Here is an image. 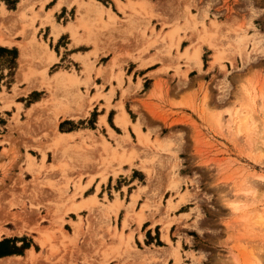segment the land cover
Returning a JSON list of instances; mask_svg holds the SVG:
<instances>
[{
	"label": "rangeland",
	"instance_id": "1",
	"mask_svg": "<svg viewBox=\"0 0 264 264\" xmlns=\"http://www.w3.org/2000/svg\"><path fill=\"white\" fill-rule=\"evenodd\" d=\"M47 1L0 0L30 31L14 35L31 51L20 78L18 52L0 50V129L19 135L0 151V228L37 251L19 264H264V0ZM53 24L88 45L50 41ZM38 47L58 60L43 67ZM129 59L152 65L133 79ZM57 71L76 83L52 87ZM67 87L89 106L58 118L77 109ZM112 106L136 123L116 124Z\"/></svg>",
	"mask_w": 264,
	"mask_h": 264
},
{
	"label": "crops",
	"instance_id": "2",
	"mask_svg": "<svg viewBox=\"0 0 264 264\" xmlns=\"http://www.w3.org/2000/svg\"><path fill=\"white\" fill-rule=\"evenodd\" d=\"M52 0H49V1H47V3H46V5L49 3V2H51ZM54 1V0H53ZM58 1L59 0H55L54 1V4L53 5H51L50 7H46V5H45V9H44V12H46L47 10H50V9H53L56 5H57V3H58ZM68 1H70V0H68ZM92 6V5H91ZM63 7H67V8H70V7H72V6H68L67 4H64V3H62L61 4V6L58 8V9H56V10H54V12H53V15H54V13H58L59 11H61L62 9H63ZM103 7H104V9H108V7H106L105 5H103ZM1 9H3V8H0V10ZM3 11H4V9H3ZM5 12V11H4ZM95 12V11H94ZM103 12V11H102ZM111 12H113L112 10H111ZM97 13V12H96ZM101 13V12H100ZM100 13H98V14H100ZM104 19H105V16H104ZM57 22V21H56ZM4 23H6V24H11L12 25V27L14 28V31L12 32V34H10V33H8V32H5V31H3L2 29H0V36H3V38L6 40V43L5 44H0V47H4V48H8V49H11V48H16V50H17V52H18V56H17V63H18V58H19V56H20V45L22 44L21 42H25V43H27L29 40L27 39V38H25V39H22V40H18V39H15L14 38V35L15 34H18V30L19 29H16V26H15V24L16 23H14L13 22V20L10 18V17H5V19L3 20V22H2V24L1 25H3ZM58 23V22H57ZM69 23H72V22H67L66 24H63V25H61L62 27H67V25L69 24ZM38 24H39V21H37L36 22V26H38ZM59 24V23H58ZM73 24V23H72ZM60 25V24H59ZM0 28H1V26H0ZM17 32V33H16ZM66 33H69V37L68 38H70V42L68 43L69 44V46H71V47H80V46H82L84 43H82V44H76V43H74L73 41H72V37L70 36V31L69 30H64V31H61L60 32V30L58 31V33H57V35H54L53 34V32L51 33V29H50V27H49V35L51 36V38H50V41H58L63 35H65ZM53 34V35H52ZM21 36H22V34H20ZM23 37V36H22ZM27 37H29V35L27 36ZM45 42V41H44ZM24 45V44H23ZM84 45H88V44H84ZM24 46H26V45H24ZM67 48H65V50H66ZM49 50L51 51V48L49 47ZM53 52H54V50H53ZM78 52L79 51H73V52H71L70 53V55L72 54L73 56H74V58L76 57V56H78ZM88 52H90V51H88ZM26 53H27V58H28V55L31 53V51L28 49V48H26ZM87 53V52H86ZM54 54H55V52H54ZM136 53H134V56H136L135 55ZM82 56V55H81ZM102 56H105V58H108L107 60H109L108 61V63L113 59V57H112V53L111 52H108L107 54H104V55H100L99 57L101 58ZM55 58H56V60L54 59L51 63H49V66H51L53 63H55L57 60H58V54L56 55L55 54ZM117 59V58H116ZM76 60V59H75ZM140 60L141 59H139V60H132V59H129L128 61H127V64H128V66H130L131 65V69H130V71H128L127 70V72H129V73H127V75H126V77H129L130 75L132 76V78L134 79V77L135 76H139V74L141 73V76H143V75H145L146 74V69L147 68H150V66L152 65V64H149V65H147L146 66V63L144 62L143 63V61L141 62V64H140ZM144 60H146V57L144 58ZM26 62H27V60H26ZM108 63L106 64V65H103L102 64V66L100 67V66H95V68H101V69H103L104 67H106V69L105 70H103V72H102V76H100V77H102V78H108L109 79V75H110V68H107V65H108ZM115 68V67H114ZM156 68H158V65H156L155 67H153L152 69H150L149 70V72H152V71H154ZM16 76L18 77V78H20V76H18L17 75V72H16ZM108 79H106L107 81H108ZM16 80H17V78H16ZM18 82H21V79H19V80H17ZM99 81H100V79H99ZM125 82L127 81L126 79L124 80ZM96 84H98V83H96ZM99 85V84H98ZM24 87H26V83H25V86ZM23 87V88H24ZM37 88H39V87H36V88H31V89H37ZM31 89H29L30 91L29 92H32L33 90H31ZM28 92V93H29ZM117 93V92H116ZM146 95V94H145ZM146 97V96H145ZM100 100V99H99ZM39 101H36L35 103H30V104H33V105H35L36 103H38ZM15 103H18L17 101L15 102ZM101 104H103L102 103V101H99L97 104H95V106H94V104H93V106L95 107V108H98V105H101ZM105 107V106H104ZM113 107V106H112ZM1 108H3V109H9L10 107H8V108H5V107H3V105L1 106V104H0V109ZM110 109V108H109ZM109 109H101L102 110V113L101 114H99L98 115V118L99 117H101V116H103L102 118H103V120L105 121V123L107 124V126H105V124H103L102 123V125H100L101 127L103 126V128L104 127H106V129H107V133H108V129H110L111 131H113V132H115L111 127H110V125H109V123H108V116H109ZM113 109L115 110V108L113 107ZM117 112H116V110H115V113L113 114V117H114V115L116 114ZM119 113V112H118ZM126 113V112H125ZM90 114V113H89ZM117 115V114H116ZM59 117H62V115H59L58 116V118ZM113 117H112V120H113ZM98 118H97V123H98ZM115 118V117H114ZM144 118H145V121H146V114H144ZM129 120V122H130V125H128L127 126V128H129V127H131V125L132 124H135L136 123V121H131V119H130V117H129V115L127 116V121ZM118 127V126H117ZM146 127V126H145ZM105 129V128H104ZM79 130H87V128H84V129H78V130H73V131H64V132H57V133H59L60 135H64V137L66 138L67 137V134L68 135H70V134H73L74 132H78ZM59 131V130H58ZM142 132L144 131V127L142 128V130H141ZM144 133V132H143ZM104 137H105V139L108 141V142H110L109 141V133H108V137H106L105 135H103ZM4 137H12V138H14V139H12V141H17V138H19V135H18V133L17 132H11V134H9V130L7 129V128H1L0 129V142L1 141H4ZM5 143L1 146L0 145V151H1V149L3 148V147H7V141H4ZM111 144H112V142H110ZM19 145H20V152L21 153H23V147H22V143L20 142L19 143ZM28 153V152H27ZM30 154V153H29ZM25 155V154H24ZM32 156V155H31ZM1 169H0V173H1ZM110 178V177H109ZM129 195H130V193H128V197H129ZM121 198V197H120ZM140 199H143V197H141ZM138 203H140V201H138ZM120 212H122L121 210H120ZM68 213H74V212H72V211H69ZM64 219H65V217H64ZM66 220V219H65ZM66 221H68V220H66ZM73 221H76V220H73ZM12 223H13V221H11ZM2 227L0 228V229H5V230H7V229H9V230H11L10 232H13L11 235H6V234H2L1 235V237H0V240L1 239H3V238H10V237H14V236H19V235H22L23 233H26L27 234V232H22V233H15V231H13L14 230V228L13 229H10V228H8V227H5V226H3V225H1ZM9 230H7V231H9ZM33 232H35V231H33ZM40 235V234H39ZM37 235H35V236H33V237H36ZM36 242L37 243H39L40 245H41V243H43L44 244V237L42 236V235H40V236H38V237H36ZM42 246V245H41ZM33 248L32 247H30V248H26V249H24L25 250V252L24 253H21V254H17V253H14V254H10V255H4V256H0V261H2V262H0V264H19V263H22V261L23 262H26V260H25V258H26V254H27V251H30V250H32ZM33 251V253H34V259L32 260V262L36 259V254H37V251L36 250H32ZM23 252V251H22ZM8 257H14V258H12L11 260H7V258ZM22 257V258H21ZM26 263H28V262H26Z\"/></svg>",
	"mask_w": 264,
	"mask_h": 264
},
{
	"label": "bare ground",
	"instance_id": "3",
	"mask_svg": "<svg viewBox=\"0 0 264 264\" xmlns=\"http://www.w3.org/2000/svg\"><path fill=\"white\" fill-rule=\"evenodd\" d=\"M92 5V6H91ZM91 10H93V11H95V12H97V13H100V12H102L103 11V9H102V6L99 4V3H97V2H94V3H91ZM21 4L19 5V8H17V10L16 11H14L13 13H12V15H10V16H8V17H12V19H14V20H17V22H18V24H22V27H21V29H19L18 31H21V32H23V35L25 36V34H27L28 32H30L29 30H28V26L26 25L25 26V24H23L24 22H23V20L19 17L20 16V11H21ZM86 7V6H85ZM80 10V9H79ZM83 11V10H82ZM110 12V11H109ZM5 17H7V16H5L4 15V11H3V9H1L0 10V26H1V24H2V22H3V20L5 19ZM31 26V25H30ZM58 31H59V28L55 25V24H53V34L54 35H57V33H58ZM6 43V40L3 38V36H0V44H5ZM39 48V47H38ZM40 49V53H42V56H41V58H42V61H41V63L43 64V67H46V66H48L49 65V63H51L54 59H55V57H54V54H53V52L52 51H50V50H47V49H43L42 47H40L39 48ZM26 60H27V53H26V47L23 45V44H21L20 45V56H19V58H18V67H17V75L18 76H20V75H23L22 73L24 72V68H25V66H26V64H27V62H26ZM213 60L214 61H216L217 60V55H214L213 56ZM86 73H88V71L86 72ZM44 78V77H43ZM34 80V79H33ZM46 81V78H44V79H42V81H37V80H34V81H30L29 82V84L33 87V88H36V87H38L39 86V83H42V82H45ZM51 83V86L52 87H54V86H59V85H69V86H72V85H74V83H76V80H75V77L73 78V77H70V76H68L65 72H61V71H57V72H55V74H54V82H53V84H52V82H50ZM57 86V87H58ZM76 86V85H75ZM63 87V86H62ZM61 88V87H60ZM70 88V87H69ZM68 87H67V90L69 89ZM51 89V88H50ZM64 90V89H63ZM71 90V91H70ZM77 89L75 88V91H76ZM65 91V90H64ZM74 90H72V88L71 89H69L68 90V92H69V94H68V96L71 94L72 95V98H71V96H70V99H72L71 101H73V99H74V101L73 102H75L76 103V108L77 109H68V108H62V109H60V111L59 112H57V114L56 115H62L63 117H70V118H72V117H76V115H82V114H84L85 112H86V110H87V108H88V106H89V102H88V99H86L83 95L81 96L79 93H78V91H76L75 92ZM67 96V97H68ZM68 99H69V97H68ZM235 118H234V121L236 122V124H237V127H238V130H239V132H246L247 131V126H248V124H247V119H246V117H247V115L245 116V115H243L242 113H239V115L237 114V113H235V116H234ZM115 123L116 124H118L119 126H121V127H125V124H126V122H127V114L125 113V111L123 110V108H120V111H119V113L115 116ZM249 130V129H248ZM59 134V133H58ZM75 133H73V134H70V135H68L67 134V137L68 136H72V135H74ZM89 134V133H88ZM60 135V134H59ZM74 136H77V134L76 135H74ZM73 136V137H74ZM92 137H93V135H92ZM233 209H236V207L235 206H233ZM40 228V227H39ZM41 229V228H40ZM39 229V233L40 234H42L44 231L41 229L40 230ZM13 232H10V231H7V230H5V229H0V237H1V235L2 234H6V235H11ZM12 258H14V257H8L7 258V260H11ZM35 257H34V253H33V251L32 250H30V251H27V254H26V258H25V260H26V262H28V263H31L32 262V260L34 259ZM0 262H2V261H0Z\"/></svg>",
	"mask_w": 264,
	"mask_h": 264
},
{
	"label": "trees",
	"instance_id": "4",
	"mask_svg": "<svg viewBox=\"0 0 264 264\" xmlns=\"http://www.w3.org/2000/svg\"><path fill=\"white\" fill-rule=\"evenodd\" d=\"M0 50L5 51V52H12L14 53V58L17 56V50L16 48H4V47H0ZM15 238V237H14ZM16 241H18L17 239H14V241H10L9 238H3L2 240H0V247L4 246L2 250H0V256H4V255H10V254H21L22 250L29 248V244L27 242L22 241V244L18 247L16 246ZM9 243H11V246H9V248H5L7 247L6 245H8ZM21 249V251H20Z\"/></svg>",
	"mask_w": 264,
	"mask_h": 264
}]
</instances>
